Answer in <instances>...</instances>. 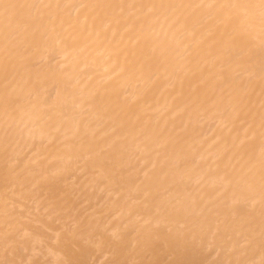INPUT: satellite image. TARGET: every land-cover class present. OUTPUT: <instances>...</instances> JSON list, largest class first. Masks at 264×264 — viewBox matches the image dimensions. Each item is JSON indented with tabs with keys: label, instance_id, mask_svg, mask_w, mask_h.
I'll list each match as a JSON object with an SVG mask.
<instances>
[{
	"label": "bare ground",
	"instance_id": "bare-ground-1",
	"mask_svg": "<svg viewBox=\"0 0 264 264\" xmlns=\"http://www.w3.org/2000/svg\"><path fill=\"white\" fill-rule=\"evenodd\" d=\"M5 2L0 264H262L259 0Z\"/></svg>",
	"mask_w": 264,
	"mask_h": 264
},
{
	"label": "snow or ice",
	"instance_id": "snow-or-ice-1",
	"mask_svg": "<svg viewBox=\"0 0 264 264\" xmlns=\"http://www.w3.org/2000/svg\"><path fill=\"white\" fill-rule=\"evenodd\" d=\"M36 7L40 6L27 3H9L5 2V0H0V27L3 29V35L6 41L9 39L13 31L19 30L22 27H26L31 22L32 17L29 13V10ZM43 7H50V5H44ZM181 7L206 8L209 10L236 8H242L245 10L258 9L262 37V53H264V0H259L258 4H198ZM261 84L262 90H264V57H262L261 62ZM261 107V127L264 129V102H262ZM261 182L264 184V149H262L261 154ZM124 264H129V262H124ZM131 264H137V262L134 261L131 262ZM226 264H240V262H226ZM262 264H264V262H262Z\"/></svg>",
	"mask_w": 264,
	"mask_h": 264
}]
</instances>
